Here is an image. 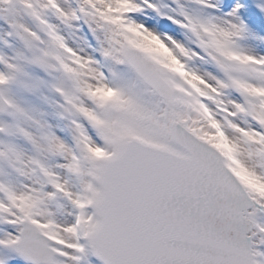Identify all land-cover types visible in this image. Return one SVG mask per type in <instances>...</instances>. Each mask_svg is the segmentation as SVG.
Wrapping results in <instances>:
<instances>
[{
  "label": "snow or ice",
  "instance_id": "6c2138e0",
  "mask_svg": "<svg viewBox=\"0 0 264 264\" xmlns=\"http://www.w3.org/2000/svg\"><path fill=\"white\" fill-rule=\"evenodd\" d=\"M0 264H264V0H0Z\"/></svg>",
  "mask_w": 264,
  "mask_h": 264
}]
</instances>
